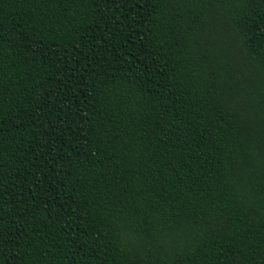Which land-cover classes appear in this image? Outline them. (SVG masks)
I'll return each instance as SVG.
<instances>
[{
  "label": "trees",
  "instance_id": "16d2710c",
  "mask_svg": "<svg viewBox=\"0 0 264 264\" xmlns=\"http://www.w3.org/2000/svg\"><path fill=\"white\" fill-rule=\"evenodd\" d=\"M0 264H264V0H0Z\"/></svg>",
  "mask_w": 264,
  "mask_h": 264
}]
</instances>
